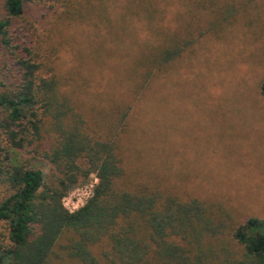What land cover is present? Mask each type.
Wrapping results in <instances>:
<instances>
[{
	"label": "trees",
	"instance_id": "trees-1",
	"mask_svg": "<svg viewBox=\"0 0 264 264\" xmlns=\"http://www.w3.org/2000/svg\"><path fill=\"white\" fill-rule=\"evenodd\" d=\"M146 1L126 14L146 17L153 34L134 66L139 93L210 31L194 27L187 14L177 30L160 26L167 9ZM28 3H50L49 27L39 31L29 20ZM89 17L112 24L102 6L0 0V187L7 192L0 201V264H209L219 253L213 240L226 228L202 200L129 185L122 140L130 107L117 105L108 118L93 120L80 104L75 76L64 71L52 31ZM92 174L98 177L94 195L68 211L63 198ZM230 235L238 245L237 264H264L263 219L248 218Z\"/></svg>",
	"mask_w": 264,
	"mask_h": 264
},
{
	"label": "rangeland",
	"instance_id": "rangeland-1",
	"mask_svg": "<svg viewBox=\"0 0 264 264\" xmlns=\"http://www.w3.org/2000/svg\"><path fill=\"white\" fill-rule=\"evenodd\" d=\"M139 2L148 4L74 0L83 8H108L112 24L97 17L59 22L52 37L60 42L63 69L74 74L80 104L93 120L108 118L117 105L130 107L122 140L129 185L202 200L226 228L213 240L219 253L209 264H237L231 228L251 217L264 220V0L149 1L167 9L160 26L177 30L187 14L194 27L210 31L140 93L134 66L153 34L146 17L126 16ZM52 13L50 3L27 4L39 31L50 26ZM6 194L0 187V201Z\"/></svg>",
	"mask_w": 264,
	"mask_h": 264
},
{
	"label": "built area",
	"instance_id": "built-area-1",
	"mask_svg": "<svg viewBox=\"0 0 264 264\" xmlns=\"http://www.w3.org/2000/svg\"><path fill=\"white\" fill-rule=\"evenodd\" d=\"M98 182V177L95 174L94 181L79 186L71 190L64 198L63 205L70 212H75L83 207L88 200L94 195V187Z\"/></svg>",
	"mask_w": 264,
	"mask_h": 264
}]
</instances>
